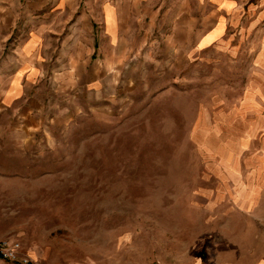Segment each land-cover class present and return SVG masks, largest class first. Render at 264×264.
<instances>
[{
	"label": "rangeland",
	"instance_id": "rangeland-1",
	"mask_svg": "<svg viewBox=\"0 0 264 264\" xmlns=\"http://www.w3.org/2000/svg\"><path fill=\"white\" fill-rule=\"evenodd\" d=\"M131 4L113 41L67 47L66 76L0 82V240L20 243L0 264H253L264 245V33L204 40Z\"/></svg>",
	"mask_w": 264,
	"mask_h": 264
},
{
	"label": "crops",
	"instance_id": "crops-1",
	"mask_svg": "<svg viewBox=\"0 0 264 264\" xmlns=\"http://www.w3.org/2000/svg\"><path fill=\"white\" fill-rule=\"evenodd\" d=\"M141 1L154 0H0V82L16 83L4 94L12 97L22 90L19 83L43 80L45 62L65 67L54 74L66 76L67 47L93 44L100 30L113 41L133 16L129 4ZM150 13L153 18H175L177 27L207 35L204 40L231 26L264 33V0H159L158 10ZM5 64L14 66L12 72L1 67ZM259 224L258 241L264 242V218ZM256 257L253 264H264V245Z\"/></svg>",
	"mask_w": 264,
	"mask_h": 264
},
{
	"label": "built area",
	"instance_id": "built-area-1",
	"mask_svg": "<svg viewBox=\"0 0 264 264\" xmlns=\"http://www.w3.org/2000/svg\"><path fill=\"white\" fill-rule=\"evenodd\" d=\"M20 250L18 241L0 240V261L16 259Z\"/></svg>",
	"mask_w": 264,
	"mask_h": 264
},
{
	"label": "trees",
	"instance_id": "trees-1",
	"mask_svg": "<svg viewBox=\"0 0 264 264\" xmlns=\"http://www.w3.org/2000/svg\"><path fill=\"white\" fill-rule=\"evenodd\" d=\"M27 264H31V263H27Z\"/></svg>",
	"mask_w": 264,
	"mask_h": 264
}]
</instances>
